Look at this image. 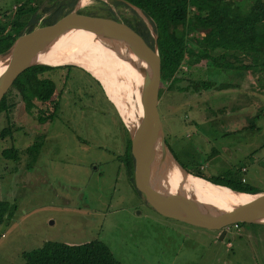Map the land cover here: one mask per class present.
I'll return each instance as SVG.
<instances>
[{
    "label": "rangeland",
    "instance_id": "1",
    "mask_svg": "<svg viewBox=\"0 0 264 264\" xmlns=\"http://www.w3.org/2000/svg\"><path fill=\"white\" fill-rule=\"evenodd\" d=\"M62 64L70 67H58L53 75L56 110L39 123L36 109L27 114L13 96L11 120L20 126L0 137V199L9 210L0 220V264H20L21 252L44 240L92 238L124 264H264V226L246 223L237 232L226 230L225 244L212 229L141 204L118 158L128 137L126 116L89 71ZM164 65L178 75L183 69L180 62L176 68ZM232 73L211 74L202 67L188 84L179 80L169 91L163 88L166 77L160 79L157 109L165 144L179 160L185 159V145L198 147L194 164L203 175L228 182L240 175L264 191V91H256L247 75ZM115 78L123 95L136 88L124 73ZM128 95L130 109L134 97ZM6 123L0 112V128ZM11 145L21 150L18 161L1 156ZM191 165L185 164L189 173Z\"/></svg>",
    "mask_w": 264,
    "mask_h": 264
},
{
    "label": "trees",
    "instance_id": "2",
    "mask_svg": "<svg viewBox=\"0 0 264 264\" xmlns=\"http://www.w3.org/2000/svg\"><path fill=\"white\" fill-rule=\"evenodd\" d=\"M1 1L0 51L6 49L21 32L59 15L76 2V0H8L7 3ZM44 1L46 3H43ZM112 1L121 3L118 0ZM127 1L140 8L154 25L161 61L160 79L166 77L164 89L169 91L175 88L179 80H184L188 84L189 76L196 69L203 67L211 74L235 72L241 76L247 75L256 91H264V0ZM164 62L174 67L180 62L184 68L179 67L178 75L170 71ZM58 67L68 68V71L70 64L36 63L26 67L15 77L0 99V112H3L7 121L0 128V137L11 136L20 126L14 125L11 120V112L15 105L13 96L22 101L27 114H33V110L36 109L34 117L39 123L47 120L56 110L58 102L53 98L56 91V79L53 75L56 74ZM94 81L101 89L99 82L96 79ZM47 109L49 111L43 114ZM29 152L32 156V150ZM19 153L21 150L13 145L1 149V156L12 161H18ZM122 153L123 157L118 158L125 164L132 185V159L128 137ZM189 171L214 184L240 192L261 191L245 184L240 175L235 181L228 182L221 176L203 175L198 167ZM8 212L7 201L0 199V220ZM237 224L238 227H242L246 223ZM212 230L218 232L217 229ZM226 230L232 231L230 225ZM225 233L221 239L222 241L224 239L226 244L228 237L225 238ZM21 258L20 264H124L113 256L103 241L97 238L78 243L44 240L39 246L22 251Z\"/></svg>",
    "mask_w": 264,
    "mask_h": 264
},
{
    "label": "water",
    "instance_id": "3",
    "mask_svg": "<svg viewBox=\"0 0 264 264\" xmlns=\"http://www.w3.org/2000/svg\"><path fill=\"white\" fill-rule=\"evenodd\" d=\"M87 1L78 0L70 9L21 32L6 49L0 51V58H7L0 71V99L15 77L26 67L36 63L57 65L43 61L41 55L65 31L88 20L106 22L115 19L131 32L136 65L141 77L137 121L133 129H127L132 159V187L140 203L162 216L199 228L217 229V237L220 239L226 227L234 222L264 226V191L252 193L258 195L257 199L228 208H183L169 198L163 187L162 161L165 156H169L183 172H189L173 157L164 140L157 109L161 61L154 25L140 8L127 0H118L121 3H114L112 0H95L92 3Z\"/></svg>",
    "mask_w": 264,
    "mask_h": 264
},
{
    "label": "bare ground",
    "instance_id": "4",
    "mask_svg": "<svg viewBox=\"0 0 264 264\" xmlns=\"http://www.w3.org/2000/svg\"><path fill=\"white\" fill-rule=\"evenodd\" d=\"M134 46L131 32L123 23L115 19L106 22L88 20L61 34L41 55V59L51 64L73 62L90 71L101 83L107 97L126 116V126L133 129L137 121L141 93V77L136 65ZM6 61V57L0 58V71ZM117 73L130 76L136 83V88L131 89L130 80L126 79L124 82L126 88L131 89V92H126L125 95L134 97L130 109L124 99V92L117 88L119 82L115 83ZM162 164L163 187L169 198L183 208H228L258 198L257 194L236 192L183 172L167 155Z\"/></svg>",
    "mask_w": 264,
    "mask_h": 264
},
{
    "label": "flooded vegetation",
    "instance_id": "5",
    "mask_svg": "<svg viewBox=\"0 0 264 264\" xmlns=\"http://www.w3.org/2000/svg\"><path fill=\"white\" fill-rule=\"evenodd\" d=\"M186 136H188L189 135V133H187V134H185ZM185 147H188V150L186 149L185 150ZM196 148H198V147H196V146H193V145H191V144H187V145H185L184 146V150H183V153H184V156H185V159H183V160H179L178 159V157H177V155H175L174 153H173V151L172 150H170V152L172 153V155H173V157L177 160V162L183 167V168H185L186 169V167H185V164H188V165H191V167H196L195 166V162H194V155H195V153L198 151V149H196ZM190 152V154L189 155H187V153H189Z\"/></svg>",
    "mask_w": 264,
    "mask_h": 264
},
{
    "label": "built area",
    "instance_id": "6",
    "mask_svg": "<svg viewBox=\"0 0 264 264\" xmlns=\"http://www.w3.org/2000/svg\"><path fill=\"white\" fill-rule=\"evenodd\" d=\"M13 7H14V5H13ZM182 67L184 68V65H183ZM244 168H245V167L242 166V167H241V170H244ZM240 179H241L242 181L245 180L243 176H241ZM228 227H229V225H228ZM230 228H231L232 230H234V231H237V230L239 229L237 222L231 223V224H230Z\"/></svg>",
    "mask_w": 264,
    "mask_h": 264
},
{
    "label": "crops",
    "instance_id": "7",
    "mask_svg": "<svg viewBox=\"0 0 264 264\" xmlns=\"http://www.w3.org/2000/svg\"><path fill=\"white\" fill-rule=\"evenodd\" d=\"M159 85H160V83H159ZM158 91H159V88H158ZM158 101V100H157ZM226 243H229V241H227Z\"/></svg>",
    "mask_w": 264,
    "mask_h": 264
}]
</instances>
